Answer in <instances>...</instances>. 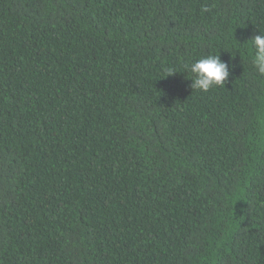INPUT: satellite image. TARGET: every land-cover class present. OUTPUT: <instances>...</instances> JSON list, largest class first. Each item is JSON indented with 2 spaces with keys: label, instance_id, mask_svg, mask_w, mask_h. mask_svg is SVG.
Returning a JSON list of instances; mask_svg holds the SVG:
<instances>
[{
  "label": "trees",
  "instance_id": "obj_1",
  "mask_svg": "<svg viewBox=\"0 0 264 264\" xmlns=\"http://www.w3.org/2000/svg\"><path fill=\"white\" fill-rule=\"evenodd\" d=\"M259 31L264 0H0V264H264Z\"/></svg>",
  "mask_w": 264,
  "mask_h": 264
},
{
  "label": "clouds",
  "instance_id": "obj_2",
  "mask_svg": "<svg viewBox=\"0 0 264 264\" xmlns=\"http://www.w3.org/2000/svg\"><path fill=\"white\" fill-rule=\"evenodd\" d=\"M250 63L258 75L264 76V31L250 39ZM190 73L191 88L207 92L214 85H223L229 76V65L219 55L209 54L185 65ZM170 73L172 72L169 70Z\"/></svg>",
  "mask_w": 264,
  "mask_h": 264
}]
</instances>
